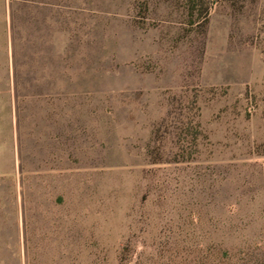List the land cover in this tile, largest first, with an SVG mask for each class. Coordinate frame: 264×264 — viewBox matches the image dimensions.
Listing matches in <instances>:
<instances>
[{
	"label": "rangeland",
	"instance_id": "1",
	"mask_svg": "<svg viewBox=\"0 0 264 264\" xmlns=\"http://www.w3.org/2000/svg\"><path fill=\"white\" fill-rule=\"evenodd\" d=\"M0 264H264V0H0Z\"/></svg>",
	"mask_w": 264,
	"mask_h": 264
}]
</instances>
